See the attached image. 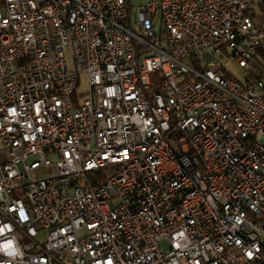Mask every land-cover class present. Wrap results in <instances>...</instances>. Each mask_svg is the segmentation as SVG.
<instances>
[{"label": "built area", "instance_id": "1", "mask_svg": "<svg viewBox=\"0 0 264 264\" xmlns=\"http://www.w3.org/2000/svg\"><path fill=\"white\" fill-rule=\"evenodd\" d=\"M263 55L264 0H0V264H264Z\"/></svg>", "mask_w": 264, "mask_h": 264}, {"label": "rangeland", "instance_id": "2", "mask_svg": "<svg viewBox=\"0 0 264 264\" xmlns=\"http://www.w3.org/2000/svg\"><path fill=\"white\" fill-rule=\"evenodd\" d=\"M147 0H131L130 2V9H131V13H134L135 7L139 4H142L144 2H146ZM70 56V54H69ZM258 60V59H257ZM256 59H254L252 61V64L254 66V68L256 69L257 75L261 74V71L263 70V66L257 61ZM222 64L224 65V68L226 69L227 72H229L231 75L239 78V79H244L247 76V71L245 68L241 67L235 59L233 58H229V59H222L221 60ZM88 89V84H87V79L85 77L82 78V83H81V87H80V91L81 92H85ZM41 172L38 173V175H40Z\"/></svg>", "mask_w": 264, "mask_h": 264}, {"label": "trees", "instance_id": "3", "mask_svg": "<svg viewBox=\"0 0 264 264\" xmlns=\"http://www.w3.org/2000/svg\"><path fill=\"white\" fill-rule=\"evenodd\" d=\"M130 2H131V0H128V4L130 5ZM129 8H130V6H129ZM264 56V55H263Z\"/></svg>", "mask_w": 264, "mask_h": 264}]
</instances>
